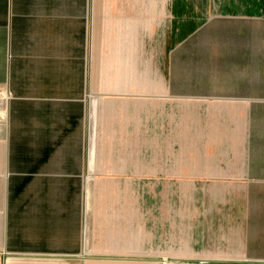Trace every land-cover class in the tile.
<instances>
[{
    "label": "crops",
    "instance_id": "1",
    "mask_svg": "<svg viewBox=\"0 0 264 264\" xmlns=\"http://www.w3.org/2000/svg\"><path fill=\"white\" fill-rule=\"evenodd\" d=\"M229 17L264 0H0V264H162L212 179L222 261L264 260V44L236 47L219 129L184 46Z\"/></svg>",
    "mask_w": 264,
    "mask_h": 264
},
{
    "label": "rangeland",
    "instance_id": "2",
    "mask_svg": "<svg viewBox=\"0 0 264 264\" xmlns=\"http://www.w3.org/2000/svg\"><path fill=\"white\" fill-rule=\"evenodd\" d=\"M251 32L259 34L258 36L261 37L259 41L263 45V20L251 22L230 17L217 18L202 24L184 44L200 52L199 55L189 56L191 60L188 65L190 69L195 70V80L200 79L205 84V86L197 87V91H201L202 95L210 101H206L204 105L214 116L212 118L214 129H219V123L223 119L219 118L220 112L217 108L221 102L219 100L235 95L236 88L232 84L236 78V47L241 45L243 34L249 36ZM3 120L4 118L0 121L1 125ZM218 145L219 135L213 131L212 148H218ZM180 185V189L185 190L184 186L187 184ZM189 186L195 191L196 198L181 200V206L182 203H190L198 213L193 217L185 216L184 224L180 225L179 244L173 247L172 254L164 253L168 257H165L162 264H226L222 259L233 257L231 249L234 247L235 237L231 236V232L221 229V188L218 179L195 183L194 186L189 184ZM186 224L191 226L190 230H182ZM250 234L251 232H246L244 240L249 254L252 253ZM169 249L171 247L165 246V251Z\"/></svg>",
    "mask_w": 264,
    "mask_h": 264
},
{
    "label": "water",
    "instance_id": "3",
    "mask_svg": "<svg viewBox=\"0 0 264 264\" xmlns=\"http://www.w3.org/2000/svg\"><path fill=\"white\" fill-rule=\"evenodd\" d=\"M226 264H264V260H254V259H244V260H239V261H232L228 262L225 261Z\"/></svg>",
    "mask_w": 264,
    "mask_h": 264
},
{
    "label": "built area",
    "instance_id": "4",
    "mask_svg": "<svg viewBox=\"0 0 264 264\" xmlns=\"http://www.w3.org/2000/svg\"><path fill=\"white\" fill-rule=\"evenodd\" d=\"M1 94H2V90L0 89V96H1ZM6 111V105H5V103H3L2 101H1V97H0V114H2L3 112H5ZM5 114V113H4ZM3 118H1V116H0V121L2 120Z\"/></svg>",
    "mask_w": 264,
    "mask_h": 264
},
{
    "label": "bare ground",
    "instance_id": "5",
    "mask_svg": "<svg viewBox=\"0 0 264 264\" xmlns=\"http://www.w3.org/2000/svg\"><path fill=\"white\" fill-rule=\"evenodd\" d=\"M0 116H1V114H0Z\"/></svg>",
    "mask_w": 264,
    "mask_h": 264
}]
</instances>
